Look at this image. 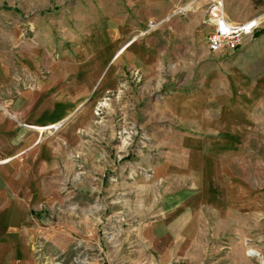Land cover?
I'll return each mask as SVG.
<instances>
[{"label":"rangeland","instance_id":"374dc122","mask_svg":"<svg viewBox=\"0 0 264 264\" xmlns=\"http://www.w3.org/2000/svg\"><path fill=\"white\" fill-rule=\"evenodd\" d=\"M228 1L226 13L239 19L246 0ZM223 3L0 0V68L15 78H31L27 87L47 77L55 62H71L87 42L102 46L100 37L89 38L110 21L118 24L121 34L132 33L143 40L150 66L149 72L142 70L146 75L128 68L118 92L94 96L92 123L80 136L79 150L69 157L55 182H43L45 190L54 188L60 193L61 203L53 210L41 207L43 211L27 213L31 222L35 217L38 223L15 224L10 232L0 229V264H228L229 260L222 259L239 244L258 264L264 255V186L249 201L238 197L240 208H245L238 215V230L228 227L227 214L216 208L212 209L215 213L198 211L206 199L202 190L187 202L190 220L200 226L193 230L191 246L174 254L167 238L177 230L168 227L172 214H167L166 201L184 182H192L170 177L162 168L168 147L177 140L172 113L179 103L177 94L195 92L205 73H212L208 82L217 75L228 93L232 67L240 68L251 82L264 78V30L244 38L240 49L232 53L217 56L207 51L209 18L213 8L221 11ZM247 3L256 11L255 17L264 19V0ZM126 41L122 36L120 43ZM24 67L23 76L18 68ZM256 95L250 113L260 133L248 150L247 170L240 168V176L248 183L264 182V84ZM58 126L28 128L53 133ZM201 181H197L198 189L205 184ZM185 189L196 192L189 187L180 190ZM224 193L207 201L230 206L235 198ZM251 208L254 213L249 212ZM248 216L256 224L253 229H246Z\"/></svg>","mask_w":264,"mask_h":264},{"label":"crops","instance_id":"0c3cea01","mask_svg":"<svg viewBox=\"0 0 264 264\" xmlns=\"http://www.w3.org/2000/svg\"><path fill=\"white\" fill-rule=\"evenodd\" d=\"M228 3L224 0L221 13L230 22H245L256 15L246 0L244 14L239 19H232L225 11ZM209 19L213 22L211 16ZM121 33L116 22L103 25L89 38L90 41L100 37L102 46L96 48L87 42L71 62H55L48 68L47 77L31 87H27L31 78H15L8 69L0 68V229L10 232L15 224L38 223L35 217L31 222L27 213L43 211L41 207L53 210L61 203L60 193L54 188L45 190L43 182H55L69 157L79 150L80 136L92 123L94 96L118 92L130 67L142 75L149 72L143 40L135 39L132 33ZM122 36L128 38L124 44L120 43ZM18 69L24 76L26 68ZM205 74L195 92L170 98L179 102L172 109L177 140L168 147L162 168L165 167L170 177L192 181L190 184L184 182L182 188L166 201L167 214L169 217L172 214L168 227L177 230L172 237L167 236L174 254L175 251L185 252L194 241L193 230L200 228L190 220L192 195L205 190L206 199L198 202V211L206 209L215 213L218 209L221 214H227L228 227L238 230V215L245 209L240 208L238 197L243 196L249 201L256 193L260 194L257 191L264 186V182L251 180L248 183L249 179L240 176L241 167L247 170L245 166L249 164L248 150L252 148L253 137L260 133L256 127L258 121L254 120L250 109L258 99L256 92L262 88L264 78L251 82L240 68L232 67L228 75L231 88L226 93L217 75L208 82L212 73ZM213 84L216 87L211 89ZM56 123L59 128L53 133L28 128ZM59 178L61 180V176ZM201 179L205 184L198 189L197 181ZM186 187L196 192L180 190ZM226 192L235 198L230 206H216L207 201L209 196H223ZM251 218L246 219V229H253L255 223ZM230 251L222 259L229 260L228 264H255L240 244L233 245Z\"/></svg>","mask_w":264,"mask_h":264},{"label":"built area","instance_id":"2783aa9c","mask_svg":"<svg viewBox=\"0 0 264 264\" xmlns=\"http://www.w3.org/2000/svg\"><path fill=\"white\" fill-rule=\"evenodd\" d=\"M212 15L210 32L205 38L209 53L220 56L238 50L246 37L264 30V19L259 16L241 23H233L226 20L219 12ZM259 264H264V255L259 256Z\"/></svg>","mask_w":264,"mask_h":264},{"label":"bare ground","instance_id":"6f19581e","mask_svg":"<svg viewBox=\"0 0 264 264\" xmlns=\"http://www.w3.org/2000/svg\"><path fill=\"white\" fill-rule=\"evenodd\" d=\"M218 10V7H216V8H213V10H212V12H213V15H215L216 14V11ZM222 16H223V13H221V11L219 12ZM250 251H252V250H250ZM253 252V254L255 255V252L254 251H252Z\"/></svg>","mask_w":264,"mask_h":264},{"label":"trees","instance_id":"16d2710c","mask_svg":"<svg viewBox=\"0 0 264 264\" xmlns=\"http://www.w3.org/2000/svg\"><path fill=\"white\" fill-rule=\"evenodd\" d=\"M258 34H259V33L255 34V37H257V36H258Z\"/></svg>","mask_w":264,"mask_h":264}]
</instances>
